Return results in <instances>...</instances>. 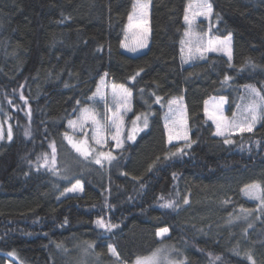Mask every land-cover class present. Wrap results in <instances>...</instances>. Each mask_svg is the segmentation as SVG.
<instances>
[{
    "label": "trees",
    "instance_id": "1",
    "mask_svg": "<svg viewBox=\"0 0 264 264\" xmlns=\"http://www.w3.org/2000/svg\"><path fill=\"white\" fill-rule=\"evenodd\" d=\"M135 1L0 0V119L12 130L0 143V264H116L109 246L131 264L159 246L162 228L183 264H252L247 254L264 264V206L242 192L264 188V119L219 137L204 113L212 96L226 97L230 113L245 85L264 91V0H209L212 33L231 35V60L185 59L190 0H147L149 45L125 53ZM105 73L131 91L129 116L140 125L146 115L148 127L96 164L65 133ZM173 98H182L187 141L167 137ZM77 181L82 193L65 195Z\"/></svg>",
    "mask_w": 264,
    "mask_h": 264
},
{
    "label": "snow or ice",
    "instance_id": "2",
    "mask_svg": "<svg viewBox=\"0 0 264 264\" xmlns=\"http://www.w3.org/2000/svg\"><path fill=\"white\" fill-rule=\"evenodd\" d=\"M194 9V10H193ZM189 11H192L193 16H208L210 17L213 13V6L209 2V0H190V3L188 7L185 9V15L184 20L188 23L189 28L185 31V37H187V40H181V44L188 47V51L191 54L193 52V47L195 49V52H214V51H224L226 55L228 56V59H232V49H231V35H228L226 38L221 40L219 37H212L211 35L208 36L207 39V46H204V35L194 31L192 28V20L189 17ZM147 15H148V3L146 0H136V3L133 5V12L129 14L128 20H129V28H132L133 26L139 27V23L136 25H133V21H139L140 23H143L146 25L147 23ZM219 18V17H217ZM146 34H147V28H144V39L139 40L138 44L136 46L130 47L127 44H122V47H126L129 49V51L135 52L137 50V47L143 48L146 47ZM135 36L136 34L133 33ZM181 51L183 52L184 49L182 47ZM107 73H105V76ZM136 75H139V72L136 73ZM103 77L101 78V84H103ZM131 79H135V76L131 77ZM230 79V77H225V81ZM245 87L250 91L253 99L250 100L249 103H247L244 106L243 113L241 116V119H237V114L233 113V117L231 120H229L227 117H224L222 114L220 116H216L214 113H208L207 107L205 108V112L208 113L209 119H212L217 126V132L216 135L223 136L225 129H235L240 132H252L253 127L255 123L258 120L264 119V91L259 90L255 88L252 85H245ZM113 91V99L116 105V111L112 112L110 116L107 114L103 117V119L98 118L97 112L90 108V107H83L80 109V116L77 118V120H69V126L76 128L79 127L81 130L83 129L84 125L88 123L89 121L93 125V132L94 135L92 136V139L95 141L96 144H103L106 143V137L103 135L104 129L107 126L114 127L116 129L115 133L112 135V140L116 142L117 148L123 147V140L121 139L122 136V126H123V116L121 115V109L125 111H130L131 109L128 107V103L130 100V97L132 96L131 91L126 89L124 85H113L112 86ZM97 95H99L101 100L105 99L104 93L101 90V87L98 85L97 90L95 93H93L92 97H89L88 99L92 100ZM23 98V97H22ZM160 97H157L156 102L159 103ZM182 99V98H181ZM79 103V101H77ZM176 103L175 100H170L169 105ZM107 107V106H106ZM108 111H111V109H107ZM170 114V115H169ZM169 114H166V124L165 128L168 129L169 135L168 140L171 142L173 139H184L187 141L188 135L186 131V125H187V118L186 113L183 110H173L171 107H169ZM141 119L140 116H137L135 120L132 121L133 128L129 131L127 135V139L133 140L135 139V132L141 130L139 129L136 124L137 121ZM179 125L181 128L185 129L182 133L179 129L174 132V127ZM143 127H148V118L146 115H144L143 118ZM25 135H28L26 132ZM87 135V134H85ZM66 138H68L69 143L72 145V147L80 153V155L87 158L91 155L93 149H91L88 145V140H80L78 142H74L71 137H68L67 133H65ZM3 131L0 129V139H3ZM7 139H12V130L11 127L7 130ZM224 143H232L230 139L225 138ZM188 147L191 145L188 144ZM53 148V154L51 163L52 165H55L56 162V156H55V146L52 145ZM183 151V149H177V152ZM170 155H176V153H170ZM115 157L112 155L111 152H98L95 163L96 164H102L103 161H108L109 163L114 160ZM159 159V158H158ZM48 163L47 156L45 155V164ZM77 190H82V186L79 182L71 188L68 189L70 192H75ZM242 191L245 192L247 196L253 199H257L261 201V204L264 205V188H262L259 184L253 183L252 185H246ZM163 199V197H161ZM185 203H188L187 200L184 201ZM174 202L168 201L165 204L161 205L165 208H171L173 207ZM97 225L102 228L111 229L114 227H117L115 224L106 223L103 218H98L96 221ZM168 233L167 228H162L157 231L158 237H163L165 234ZM91 247V245H90ZM109 251L112 253V255L117 259L120 260L119 253L115 250L114 247L109 246ZM239 254V253H237ZM10 255H13V253H10ZM219 259V258H217ZM247 259L252 262V264H255V261L253 260L252 256L250 254H247ZM122 264H126V262H122ZM132 264H183L182 261L176 262L171 261L168 259L166 255H164V249L158 248L154 252H152L149 256L144 257H136L135 260L132 262Z\"/></svg>",
    "mask_w": 264,
    "mask_h": 264
},
{
    "label": "rangeland",
    "instance_id": "3",
    "mask_svg": "<svg viewBox=\"0 0 264 264\" xmlns=\"http://www.w3.org/2000/svg\"><path fill=\"white\" fill-rule=\"evenodd\" d=\"M146 2L148 3L147 0H146ZM135 3H136V1H135ZM132 12H133V8H132L131 13ZM189 17L192 20V28L194 29V31H196L198 33H202V34H207V35H204V46L206 47L207 46V39H208V36L209 35H211L212 37H217V36H215L212 33V30H211L212 15L210 17H208V16H193L192 15V11H189ZM200 20H203L205 22V24H204V30L203 31L198 30L199 28H198L197 23ZM129 23L130 22L128 20L127 25L125 27L124 39H123L122 44H127L130 47L136 46L138 44L139 40L144 39V35H143L144 28L145 27L147 28V34H146V44H147V46L146 47H143V48L137 47V50L135 52L129 51V49L126 48V47H122V49H123V51L125 53L135 56V55H138V54L143 53L147 49V47L149 45V37H150V28H149V4H148V15H147V23H146V25L143 24V23H140L139 21H133L132 22L133 25H136L137 23H139V27L133 26L132 28H129ZM188 28H189V25L186 22V29H185V31L188 30ZM133 33H135L136 35L134 36ZM227 36H225V37H219V38L221 40H223ZM187 39L188 38L185 37V32H184V35H183V39L182 40H187ZM182 47L184 49V51L182 53H183V56L185 57L186 60L192 59L194 56H202V55H205L207 53H220V54L224 55L226 58H228V56L226 55V53L224 51L202 52L201 53V52H195V49L193 47V52L190 54L189 51H188V47L187 46L181 44V48ZM231 49H232V44H231ZM103 78H104L103 79V84H101V79H100V81L98 82V85L101 87V90L104 93L105 99L104 100H101L100 97H99V95H97L92 100L88 99L89 97H92L93 94H91L87 98V100L89 102V104L87 105V107H90V108L94 109L97 112V114H98V118H101V119H103V117L106 114L108 116H110L112 114V112L116 111V105H115V102H114V99H113V91H112V86L114 84H111L110 83V81L108 80V77L107 76L104 75ZM96 90H97V87H96L94 93L96 92ZM251 99H253V97H252L250 91L246 87H244L242 89L241 96H239V98H238V100L236 102V105L233 106L231 112L228 113L227 112L228 103H227L226 97H223V96H212V97L208 98L206 100L205 104H204V113H205V116H206L207 120L210 121L213 124L214 129H215V135H216V132H217V126H216V123L212 119H209L208 113H214L216 116H220L222 114L224 117H227L229 120L232 119L233 113H236L237 114V117L236 118L239 120V119H241L244 106L247 103H249ZM171 100H175L176 103H173L171 105H169V102L167 103V107H166V111H165V116H166V114H169V107H171L173 110H183L186 113L185 108H184V105H183L181 99H179V98H173ZM128 107L131 109L130 111H125V110L121 109V115L123 116V126H122V136H121V139L123 140V145H124V142L126 140H129V139H127V135L129 133V131L133 128L132 121L136 119V117H134V118L131 119L130 116H129L130 113H131V111H132L131 97H130V100H129V103H128ZM206 107H207L208 113L205 112V108ZM82 108H80V109H82ZM107 109H111V111H108ZM79 116H80V110L78 111L77 115L74 118H72L71 120H77V118ZM166 122L167 121L165 119V124H166ZM258 122H259V120L255 123V125ZM142 123H143V121L139 125V121H137L136 126L138 128H140L141 125H142ZM170 127H174L173 134H175V131L177 129H179L181 131V133L185 130V129L181 128L179 125H177V126L170 125ZM8 128L9 127L8 126H5L4 123L2 122V120L0 119V129H2L3 135H4V138L3 139H0V143L4 139L7 138V130H8ZM68 128H69V137H71L74 142H78V141L84 140V139H87L88 140V145H89V147L91 149H93L92 153H93V156L95 158H96L98 152H109L112 149H120V148H117L116 147V142L114 140H112V138H111L112 135L116 131V129L114 127L107 126L104 129L103 135L106 137V141L107 142L106 143H103V144H96L95 141L92 139V136L94 135V132H93V125H92V123L90 121L84 125V127H83L82 130L79 127H76V128L70 127L69 126V123H68ZM166 131H167V137H168L169 132H168V129L167 128H166ZM186 131H187V125H186ZM238 132H240V131L229 128V129H225L224 130V133L225 134L223 136H220V135H216V136H219V137H227V136H230V135L235 134V133H238ZM85 134H87V135H85ZM181 140H184V139H173L170 143L176 142V141H181ZM77 182H79V181H77ZM77 182H75L68 189L73 188L77 184ZM79 183L82 186V183L81 182H79ZM252 184H249V185H252ZM68 189L65 191V195H69V194H81L82 191H83V186H82V190H77L75 192H70V191H68ZM242 192H243V195L247 199L252 200V201H255L258 204L257 206H259V207H263L264 206V205L261 204V201L260 200L250 198L249 196H247L245 194L244 191H242ZM168 234H169V231L163 237H158L161 240V242H160L159 246L156 249L163 248L164 249V255H166L169 260L176 261V262L182 261L184 263L185 262L184 257H183V259L180 258L179 257V253L177 252V250L174 249L171 244H169L168 242L165 241L166 240L165 238L168 236ZM109 253H110V251H109ZM150 254H148L147 256H149ZM110 256L112 257L113 261L116 262V264H120V260H117L112 255V253H110ZM7 264H11V263L9 262Z\"/></svg>",
    "mask_w": 264,
    "mask_h": 264
}]
</instances>
